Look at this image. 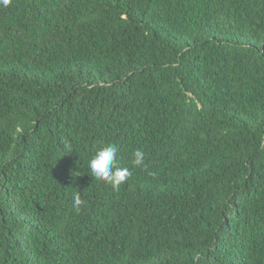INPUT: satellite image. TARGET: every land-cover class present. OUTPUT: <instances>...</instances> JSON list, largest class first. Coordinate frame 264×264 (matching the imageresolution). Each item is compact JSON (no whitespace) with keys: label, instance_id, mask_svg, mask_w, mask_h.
Instances as JSON below:
<instances>
[{"label":"trees","instance_id":"1","mask_svg":"<svg viewBox=\"0 0 264 264\" xmlns=\"http://www.w3.org/2000/svg\"><path fill=\"white\" fill-rule=\"evenodd\" d=\"M0 264H264V0L0 5Z\"/></svg>","mask_w":264,"mask_h":264},{"label":"clouds","instance_id":"2","mask_svg":"<svg viewBox=\"0 0 264 264\" xmlns=\"http://www.w3.org/2000/svg\"><path fill=\"white\" fill-rule=\"evenodd\" d=\"M11 3V0H0V5L7 7ZM118 148L114 144H108L98 149L95 155L89 161V168L91 175L96 180H101L112 185L114 189L125 183L131 176V171L127 167H118ZM134 166L144 165V152L142 150H136L134 153V160L132 161ZM84 204L79 193H75L73 196V207L79 211Z\"/></svg>","mask_w":264,"mask_h":264}]
</instances>
